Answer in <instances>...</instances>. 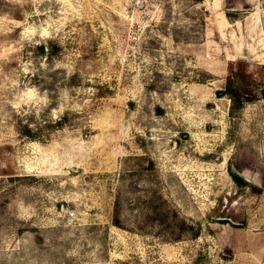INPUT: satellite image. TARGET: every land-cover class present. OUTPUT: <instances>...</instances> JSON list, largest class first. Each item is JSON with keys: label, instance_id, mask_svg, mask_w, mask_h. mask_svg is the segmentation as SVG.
<instances>
[{"label": "rangeland", "instance_id": "obj_1", "mask_svg": "<svg viewBox=\"0 0 264 264\" xmlns=\"http://www.w3.org/2000/svg\"><path fill=\"white\" fill-rule=\"evenodd\" d=\"M0 264H264L262 0H0Z\"/></svg>", "mask_w": 264, "mask_h": 264}, {"label": "trees", "instance_id": "obj_2", "mask_svg": "<svg viewBox=\"0 0 264 264\" xmlns=\"http://www.w3.org/2000/svg\"><path fill=\"white\" fill-rule=\"evenodd\" d=\"M48 47L50 48V52H51L50 54H54L55 49H53V47H50V45ZM40 48H42V45ZM225 92L228 93L229 99L231 101L230 111L240 108L242 104V100L248 101L249 96H250L249 93H246V92L239 93L236 90L231 89L229 87H227V90ZM60 121L61 119H58L56 123H59ZM19 133L25 136H33V133L29 129H27L25 126H23L22 129H20ZM230 173H232L233 177H235L236 179H240L233 172H230Z\"/></svg>", "mask_w": 264, "mask_h": 264}, {"label": "water", "instance_id": "obj_3", "mask_svg": "<svg viewBox=\"0 0 264 264\" xmlns=\"http://www.w3.org/2000/svg\"><path fill=\"white\" fill-rule=\"evenodd\" d=\"M262 3H263V5H264V0H262ZM231 10H238L237 8H231ZM43 48H44V52L46 53V51H47V45H46V43L45 42H43ZM235 173L237 174V175H239L241 178H243V179H245V180H249L243 173H241V172H238V171H235Z\"/></svg>", "mask_w": 264, "mask_h": 264}, {"label": "flooded vegetation", "instance_id": "obj_4", "mask_svg": "<svg viewBox=\"0 0 264 264\" xmlns=\"http://www.w3.org/2000/svg\"><path fill=\"white\" fill-rule=\"evenodd\" d=\"M235 174V173H234ZM236 175V174H235ZM237 176V175H236ZM225 217H229V216H225ZM226 220L228 219V218H225ZM233 222H234V220H233Z\"/></svg>", "mask_w": 264, "mask_h": 264}]
</instances>
